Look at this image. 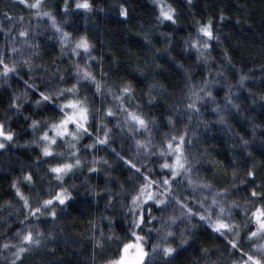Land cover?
Listing matches in <instances>:
<instances>
[{
	"label": "trees",
	"instance_id": "obj_1",
	"mask_svg": "<svg viewBox=\"0 0 264 264\" xmlns=\"http://www.w3.org/2000/svg\"><path fill=\"white\" fill-rule=\"evenodd\" d=\"M74 1L68 0L69 7L74 5ZM64 2L42 0V9L63 16ZM91 3L93 14L89 16L92 21L89 27L81 29L76 22L70 21L64 24V28L72 33L75 31V36L86 34L90 38L95 59L90 60L89 64L102 84L106 83L114 89L125 82L132 84L134 99L130 101L131 106L135 109L138 101L139 107L148 113L149 118H155L151 133L162 135L161 144L164 143L165 133L179 134L187 126L191 144L186 147L188 152L196 154L190 159L194 165L193 173L210 182L215 191L221 188L228 190L226 194H221L224 196L222 203L240 210L236 218L240 223L239 237L236 238L244 252H248L253 244L261 241L259 237L249 240L247 232L255 227L250 210L261 203L251 199V189L264 185V0H168L176 9V24L168 21L157 24L154 0H91ZM121 3L126 4L129 11L126 19L118 14ZM28 9L16 0H0V24H10V34H13L17 18L27 16L30 13ZM6 12L11 14V19L6 18ZM208 19H212L213 30L219 34L220 40L211 41V59L206 64L202 59H197L194 49L185 47V41L196 36L198 21L206 22ZM0 44L3 46L2 52L12 58L10 47L1 35ZM38 51V56L30 61L31 72L26 62L16 61L19 75L10 73L7 82L0 78V119L5 120L6 127L16 134V143L0 150V165L8 166L7 171L0 175V264H11L12 259L6 253L15 251L13 245L7 249L3 247L5 236L29 223L41 229L44 246L33 248L16 264H105L118 256L121 242L129 237L132 219L128 213V194L133 192L136 178L140 180L135 170H130V166L114 152L111 155L105 151L111 167H97L96 171L89 172V166L83 164L63 178H66L62 182L64 187L69 180L73 182L68 188L73 196L66 206L56 207L55 218L45 214L38 219L30 215L25 219L28 210L12 187L13 180H18L31 205L36 206L38 198L53 194L60 184L50 174L41 179V170H37L41 164L48 165L45 161H55L50 157L38 159L39 149H27L20 141V137L33 131L29 127L32 118L43 124L46 118L53 116L54 111L50 105L37 107L33 103L37 95L24 81L32 83L35 80L41 90L70 87L75 83L66 50L57 44H47ZM225 52L229 59L225 58ZM61 74L64 76L62 84ZM242 74L248 77L243 84L239 82ZM209 77L214 81L208 87L213 92L215 103L201 102L200 113L193 114L189 119L184 107L189 88ZM78 87L80 95L86 96L90 105L98 109L89 118L93 132L102 137L103 126L116 127L125 144L120 146L113 134L109 143L117 152L132 156L134 143L116 123L117 120L122 121L121 117H108L104 113L111 96L105 99L96 93L95 85L90 82H80ZM102 91L107 93V88H102ZM24 92H27L28 99L23 101L20 112L13 115L15 110L9 111L11 98L14 93ZM149 93L154 97L151 102ZM228 95L239 105V110L229 103ZM217 104L225 116L223 123L217 119L221 114L215 111ZM169 115L173 118L172 124H169ZM94 138L87 135L81 137L77 145L79 155L84 146L93 143ZM241 138L248 141L246 146ZM108 148L97 145L92 152ZM65 151L62 148L57 153ZM154 152L156 155L148 157L146 167L153 169L156 175L161 172V161L158 152ZM59 159L61 157L57 156ZM135 160L138 164H144V154L135 156ZM250 168L255 170V178L247 176ZM25 172L33 175L30 184L23 179ZM234 175L237 177L235 181ZM84 187L93 193H83ZM209 193L213 196V191ZM241 200L252 203V208L241 212L239 207L232 204ZM118 203H124L125 209L117 206ZM190 203L193 207H199L194 202ZM8 205H13V210H7ZM152 215L157 219L142 226L144 233L152 230L146 245L149 250L152 243L158 240L155 229L160 228L161 213L152 208ZM231 220L236 224L235 219ZM204 224L196 217L194 222L184 227V230L189 228L185 232L188 248L178 251L175 259L168 261L163 256H150L148 264H193L196 258L205 253L202 249L214 251L213 264H234V261L246 259L240 248H232L228 239ZM180 239L177 237L170 242L175 246ZM96 240L102 243L97 245Z\"/></svg>",
	"mask_w": 264,
	"mask_h": 264
},
{
	"label": "snow or ice",
	"instance_id": "obj_2",
	"mask_svg": "<svg viewBox=\"0 0 264 264\" xmlns=\"http://www.w3.org/2000/svg\"><path fill=\"white\" fill-rule=\"evenodd\" d=\"M154 2L156 3L158 13L156 16L157 24H163L166 21L176 24V9L168 3V0H154ZM19 3L35 10L33 14L36 17H47L51 22V27L58 35L61 46L71 44L70 51L74 56L87 57L88 60L95 59L92 54L94 45L90 38L86 34H82L73 39L72 33L63 27L62 22H58L56 15L51 11L40 10L43 7L42 0H19ZM74 7L76 9L91 11L93 5L91 0H76ZM63 12L65 14L69 12L68 0L64 2ZM118 14L125 19L128 17L129 11L126 4L121 3L119 5ZM5 16L11 19L10 13L6 12ZM221 19H223V16H221ZM20 20L21 30L18 31L17 35L18 37L27 38L29 31L23 29L22 17ZM197 24L196 36L191 40H186L185 47L194 49L197 53V59H202L208 64L211 59V41H219L220 36L213 30L212 19H208L206 22L198 21ZM25 43H27V39H25ZM9 51L15 52L16 49L11 48ZM225 58L229 59L226 52ZM26 63L28 64L29 72H31V62L26 61ZM73 71L76 74V82L72 83L70 87L57 86L55 88L41 90V88L37 87L35 80H32V83H29L28 80L24 81L25 85L33 89L37 95V98L33 101L37 107L50 105L54 108L51 118H46L43 124L40 120L32 118L29 127L33 130V133H39L37 137L31 140L32 144H38L40 146L38 159L50 157L52 161H55H45L48 163L47 171L53 179L60 182L53 194L46 198H38L36 206H32L29 197L21 190L18 180H13V189H15L16 195L20 200L23 201V206L28 210L25 219H28L29 215L38 219L39 216L45 214L55 218L56 207L66 206L68 204L73 194L68 188L62 185L63 178L68 173L83 166V160L79 155L80 149L77 147L81 137L85 135L90 137L94 136L93 143L86 145V148L93 149L97 145L108 146L117 157L130 166V170L134 169L135 174L140 177L133 192L128 194L130 201L128 204V213L132 217L130 235L121 242L120 254L116 258L106 261L105 264H148L150 256L155 255L163 256L168 261L175 259V256L178 254L177 249L188 244V239L186 238L184 230H181L179 244L174 246L170 242V238H175L173 226L176 225L177 221L180 223H183L184 220L190 222L194 217H199V220L206 223L214 232L228 239L232 248H240L246 259H243L242 262L234 261V264H264V244H253V247H258L261 252L260 254H249V252H244L236 238L239 237L240 226L231 220L229 215L231 210L230 205L222 203L224 196L221 194H226L228 190L221 188L215 191L214 186L207 180H204L200 176L194 178L193 161L189 159V153L186 147V145L191 144V140L188 138L187 126H185V131L179 134L165 133L164 143L157 149L161 161L159 164L161 172L154 175V170L146 167V164L148 157L156 155V152L152 150L153 144L151 139L152 126L155 123V118L150 119L148 113L139 107L138 101L137 107L135 109L132 108L130 103L134 99L132 84L125 82L117 89L112 88L106 83L102 84L97 79L87 60H85L84 64L75 63ZM10 73L19 75L17 72V63L11 57H8L5 52H0V78H3L4 82H7ZM217 75H220V72H217ZM247 78L246 75L242 74L239 82L243 84ZM29 79L31 80L32 77L29 76ZM63 81L64 76L61 74L60 83L62 84ZM80 81H87L94 84L96 93H99L105 99L107 96H111V101L104 108V113L108 117L123 114V121L117 120L116 123L122 130L126 128L127 132L131 134L130 139L135 146V152L132 156L128 153L122 154L121 152H117L112 147L109 143L112 130L107 125L104 126L102 137L93 132L89 126V118L90 114L98 111V109L90 105L86 96L80 95V88L78 87ZM211 82L214 81L209 77V79L203 80L200 84H192L189 88L187 103L184 105L188 111L189 119H191L193 114L200 113L201 107L203 106L201 102L208 103L211 101L215 103L213 92L208 87ZM102 88H107V93L102 91ZM25 99H28L27 92L22 94L14 93L9 104V111L14 109L13 115L19 113ZM153 99L154 97L149 93V102ZM227 99L232 107L239 110V105L234 102L231 95H228ZM101 103L103 105L104 101L102 100ZM215 111L221 113L218 114L217 119L223 123L225 116L222 114L220 105H216ZM10 118L7 117V119ZM168 121L169 124H172L171 115L168 116ZM145 133L149 135L146 136L144 135ZM15 135L14 130L6 127L5 120L0 119V150L6 149L10 144H15ZM58 141H62L68 146L70 149L68 157L70 158H63V152L57 153V148L60 146ZM241 142L245 146L248 143L243 138H241ZM141 153L144 154V164H138L135 160V156H139ZM57 156L61 157V159L57 160ZM98 160L103 161L104 164L108 163L104 157H93L92 164L88 168L89 172L97 170L96 162ZM247 176L255 178V170L250 168ZM23 179L32 182V173L25 172ZM236 179L237 177L234 175L233 181ZM252 182L255 183V179ZM121 188L123 189V185H121ZM204 189L213 191L210 202L207 197L196 196L198 191L202 192ZM93 191L95 190L93 189ZM250 196L252 200H259L261 203L255 205L250 210L251 219L255 227L248 230L247 238L252 240L253 238L259 237L261 240H264V185L259 188L253 187ZM109 199H111V194H109ZM190 202H194L199 207H193ZM232 204L234 205L235 201ZM152 208H156L161 213V216L159 217L160 228L155 229L158 240L152 243L151 249L149 250L146 245L152 230L150 229L148 233H144L142 226L157 219L152 215ZM169 208L173 209V214L165 215ZM177 210L178 214H176ZM101 234L103 235V233ZM17 235L19 237L17 242L18 246L13 245L15 251L12 253L13 259L11 264L22 261L23 256L33 248L39 249L44 246L45 238L43 233L38 230V226L37 228H33L29 224L25 229H17ZM9 243H5L3 247L7 249ZM101 243L102 241L96 240L97 245ZM202 251L206 252L207 250L202 249Z\"/></svg>",
	"mask_w": 264,
	"mask_h": 264
},
{
	"label": "rangeland",
	"instance_id": "obj_3",
	"mask_svg": "<svg viewBox=\"0 0 264 264\" xmlns=\"http://www.w3.org/2000/svg\"><path fill=\"white\" fill-rule=\"evenodd\" d=\"M16 1H19V0H16ZM75 2L76 1H74V5H75ZM74 5L69 7V12L67 14H65L63 16L56 15L57 20H58V22H62L63 27H64V24H66L70 21H73V22H76L77 26H79L81 29H86L87 27H89V25L92 24V21L90 20L89 16L93 14V11L92 10L91 11H85L83 9H76L74 7ZM28 10L30 11V13L27 16H22V18H23V29H27L29 31V36L27 38L18 37V35H17L18 31L21 30V20H20L21 17L17 18V20H16V24H15L16 30H15V32H13V34H10V32L12 30V26L10 24H8L6 22H3L0 24V35L4 36V38L6 39V43L10 47V49L11 48L16 49L15 52L11 51L12 59L15 61H22V62L31 61L36 56H38V52H39L38 50L41 48V46L47 45V44H50V45L57 44L60 48H63L64 50H66V56H67V58H69V60L72 64L71 65L72 73L75 76V82H76V74L73 71L75 63L78 62L80 64H84L85 60H87L88 64H89L90 60H88L87 57L74 56L72 54V52L70 51V49L72 47L71 44L64 45L62 47L61 43L58 39V35L55 33V30L51 27L50 20L47 17H36L33 14L35 10L30 9V8ZM40 10L44 11L43 9H40ZM70 33H72V32H70ZM74 33H76V32L74 31ZM74 33H72L73 39L78 37V35L75 36ZM25 39H27V43H25ZM33 45H35V47H33ZM2 51H3V46H2V44H0V52H2ZM80 82H87V81H80ZM118 116H120L122 121H123V119H124L123 114L122 113L118 114ZM172 121H173V118H172ZM101 125H103V124H101ZM103 129H104V126H103ZM109 129L112 130L111 135L113 134V135H115V137L118 138L116 141L120 144V146L124 145L125 144L124 139H122V137L119 135L118 129L114 126H111V125L109 126ZM99 130H101V129L99 128ZM124 130L127 132L126 128H124ZM101 131L103 133V130H101ZM32 133H33V131L31 133H28L27 135H25L23 137H20V141L24 147H27V149H31V148L39 149V152H40V146L38 144H32L31 143V140L34 139L35 137H37L39 135V133H37V134H35V133L32 134ZM128 135L130 136L131 134L128 133ZM144 135L147 136L149 134L145 133ZM161 137H162V135L160 133H157V132L153 133V134L151 133L153 152L157 151L158 147L161 145V141H160ZM138 138H140V137H138ZM26 141H28V143H26ZM58 143L60 146H59V148H57V150L62 149V148L66 149L64 156L65 157L68 156V154H67V152L69 150L68 146L65 143H63L62 141H58ZM101 148H105V147H100L99 149H101ZM93 150L94 149H88L85 146L83 147V150L80 153V157L83 160V164L90 167L92 164L93 157H104L108 161V163H110V161L108 159L109 156H107V153H105V151H107L108 153H110L112 155L113 151L111 148H108L107 150L103 149L102 151L96 150L97 152H92ZM188 153H189V159L196 156V154L191 153V151ZM108 163L104 164L103 161L98 160L96 162V166L97 167H105V168L111 167L108 165ZM38 168L41 170V171L39 170L41 172L40 173L41 179H44L47 176L49 177V173L47 171L48 165L44 166L41 164V165L37 166V170H38ZM7 169H8V166H6V164L0 165V175L2 173L6 172ZM193 176L195 178L197 175H194V173H193ZM64 177H67V175H65ZM53 180L55 181V179H53ZM136 180L139 181V179H137V178H136ZM63 181H66V178L63 179ZM25 183L30 184L31 182L25 181ZM72 184H73V182L71 180H69V182H67L65 184V186L67 188H69V187L71 188ZM82 191H83V193H89V192L93 193L87 187L86 188L84 187ZM209 191L210 190H208V189L205 192L198 191L196 193V196L197 197H207L209 202H210L212 196L209 193ZM118 205H120V203H118L117 206ZM234 205L239 207L241 209V212L249 210L250 208H252V203L246 202L244 200L237 201ZM120 206L123 209H125V207H126V205L124 203ZM13 208H14L13 205H8L7 210L8 209L13 210ZM230 208H231L230 213H229L230 217L232 219L236 220V225H240L239 221L236 219L238 214L240 213V210L235 208V207H232V206H230ZM171 214H173V209L169 208L167 210V212L165 213V215H171ZM176 214H178V210H177ZM129 216L132 219L130 214H129ZM195 219H196V217H194L190 222L187 220H184L183 223H180L179 221H177L176 225L173 226L175 238L174 239L170 238V241L175 240L177 237H181V235H180L181 230H184L185 229L184 227H186L187 225H190L192 222L195 221ZM29 224H26L19 229H25L26 226ZM204 225H206V224H204ZM32 226H33V228H37V225H32ZM207 227L209 228L208 225H207ZM188 229L189 228L184 230V232H186ZM38 230L40 232H42L40 228H38ZM5 237H6L5 238L6 243L10 242L9 247L11 245H17L18 246L17 242L19 240V237L17 235V230L13 233L6 235ZM175 244H177V242ZM259 244H264V240H261L257 245H259ZM187 248H188V244L181 246L180 248L177 249V251L181 250V252H182ZM13 252L14 251H8L6 253L7 257H10V259H13V257H12ZM248 252H249V254H260L261 250L258 247L257 248L252 247V249H250ZM212 253H214V251H212V250L206 251L202 256H200L199 258H196V260L193 264H213L214 260L212 257ZM119 254H120V250H119ZM153 257H161V256L155 255V256H152V258ZM4 261H5V258L2 260V262H4ZM0 263H1V261H0Z\"/></svg>",
	"mask_w": 264,
	"mask_h": 264
}]
</instances>
